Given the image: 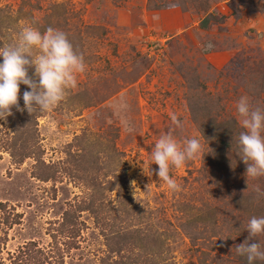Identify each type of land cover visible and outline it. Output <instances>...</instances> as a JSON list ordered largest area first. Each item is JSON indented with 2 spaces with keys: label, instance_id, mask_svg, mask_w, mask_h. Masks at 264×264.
I'll use <instances>...</instances> for the list:
<instances>
[{
  "label": "rangeland",
  "instance_id": "1",
  "mask_svg": "<svg viewBox=\"0 0 264 264\" xmlns=\"http://www.w3.org/2000/svg\"><path fill=\"white\" fill-rule=\"evenodd\" d=\"M23 27L65 32L86 71L0 119V264H248L233 248L264 177L238 155L237 103L264 109V0H0V46ZM165 133L203 145L179 191L151 164Z\"/></svg>",
  "mask_w": 264,
  "mask_h": 264
},
{
  "label": "clouds",
  "instance_id": "2",
  "mask_svg": "<svg viewBox=\"0 0 264 264\" xmlns=\"http://www.w3.org/2000/svg\"><path fill=\"white\" fill-rule=\"evenodd\" d=\"M0 119L7 120L13 115V108L33 114L47 111L65 98L68 90L78 84V74L86 71L84 56L78 53L67 34L48 27L43 33L34 27H23L18 41L0 46ZM34 68V77L29 69ZM30 91L23 92L24 107L20 106L21 85ZM240 124L245 131L238 137L239 157L246 167L248 178L264 177V109L253 108L248 97H241L237 103ZM177 127L178 118L171 117ZM203 152V145L196 138L187 139L183 145L171 133L159 137L151 150V164L158 165L156 175L173 191L180 185L170 174ZM135 186V181L132 182ZM248 239L234 246L236 254L244 256L248 264L264 262V245L251 242L264 236V216L250 218L247 224Z\"/></svg>",
  "mask_w": 264,
  "mask_h": 264
},
{
  "label": "trees",
  "instance_id": "3",
  "mask_svg": "<svg viewBox=\"0 0 264 264\" xmlns=\"http://www.w3.org/2000/svg\"><path fill=\"white\" fill-rule=\"evenodd\" d=\"M221 144H223V145H225L224 144V142L222 141V142H220ZM23 144V143H22ZM219 149L221 150L220 152H223V149H222V147L220 146L219 147ZM219 152H217V150H216V148L213 150V155L214 156H216L217 157V161H218V158H219ZM241 199V198H240ZM22 253V251H20L19 253H18V255H17V257H20V254ZM15 258V260L16 259H19L20 260V258H16V257H14ZM1 264H4V263H1ZM6 264V263H5Z\"/></svg>",
  "mask_w": 264,
  "mask_h": 264
}]
</instances>
